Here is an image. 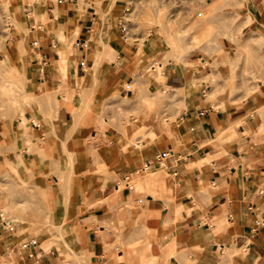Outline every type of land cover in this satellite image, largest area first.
<instances>
[{
	"label": "crops",
	"instance_id": "0c3cea01",
	"mask_svg": "<svg viewBox=\"0 0 264 264\" xmlns=\"http://www.w3.org/2000/svg\"><path fill=\"white\" fill-rule=\"evenodd\" d=\"M53 10L70 20L49 22L39 8L15 35L30 89L59 94L15 122V147L0 155L1 168L15 161V178L33 175L34 190L15 200L32 206L15 224L0 213V264H264V82L216 108L192 69L159 63L141 99L157 103L166 85L167 102L136 110L127 87L156 44L127 42L113 18ZM29 129L41 148L25 147Z\"/></svg>",
	"mask_w": 264,
	"mask_h": 264
},
{
	"label": "rangeland",
	"instance_id": "374dc122",
	"mask_svg": "<svg viewBox=\"0 0 264 264\" xmlns=\"http://www.w3.org/2000/svg\"><path fill=\"white\" fill-rule=\"evenodd\" d=\"M8 1L0 0V155L10 153L15 147V122L20 118V110L26 118L34 116V111L43 114V106L50 108L51 103L56 104L55 96L59 94L46 93L40 84H36V91L33 92L25 73L22 58L25 48L22 44L18 49L20 56L15 54V35L23 29L20 21L24 18L28 20L29 13L39 8L65 7L69 9L67 13H75L79 21L84 17L89 19L87 16L90 13H95L101 21L107 17L113 18L121 24L127 42L140 48L150 38V42L156 44L157 47L153 46L154 57L136 72L130 83L133 88L127 89L131 91L126 96L127 100L136 110L147 108L155 114L156 106L167 102L170 89L166 90V85L163 88L165 94H155L159 97L157 103L150 97L141 99L150 88L146 77L149 68L154 65V74H158L159 63L162 66L166 63L178 64L192 69L195 74L193 83L200 85L211 105L216 108L235 106L251 94L259 82H264V0H89V5L83 4V0ZM48 14L49 22L70 20L67 14L57 15L50 11ZM247 14L253 15L252 20L248 25H243ZM15 21L19 26L12 23ZM257 26L261 30L255 28ZM248 37L259 41L252 49L241 47ZM101 47L109 53L113 51L109 45L101 44ZM230 72H233L231 83L228 78ZM65 78L61 76L60 84L67 83ZM6 81H12L14 91H1ZM15 95L18 97L16 103L12 100ZM134 113L138 117V113ZM29 130V144L25 147L30 150L41 148L40 138L32 129ZM138 134L141 133L136 132L134 136ZM4 165L0 167V213L7 222L15 224V218L29 209L26 204L15 205V200H22L24 194L33 197L34 190L28 188V181L33 179V175L24 176L21 173L20 179L15 178V161L7 160ZM141 180L149 181L148 176ZM129 186L134 188V183ZM128 207L133 209V206Z\"/></svg>",
	"mask_w": 264,
	"mask_h": 264
},
{
	"label": "bare ground",
	"instance_id": "6f19581e",
	"mask_svg": "<svg viewBox=\"0 0 264 264\" xmlns=\"http://www.w3.org/2000/svg\"><path fill=\"white\" fill-rule=\"evenodd\" d=\"M5 3H9V1L8 0H5ZM82 3L83 4H88L89 3V0H83L82 1ZM90 4V3H89ZM88 4V5H89ZM87 5V6H88ZM240 5H242L241 3H240ZM243 6V5H242ZM245 7V6H244ZM50 12H52V13H54V14H56V11L55 10H53V8H51L50 7ZM236 13V12H235ZM246 13H248V12H246ZM30 16V15H29ZM236 16H238V15H236ZM245 16V15H244ZM244 16H242V19H243V17ZM252 16L253 15H251V14H247L246 15V17L244 18L245 20H243L244 21V24L243 25H248L250 22H251V20H252ZM28 17V16H27ZM26 17V18H27ZM240 20H242L241 19V17L239 18ZM28 20H29V17H28ZM254 20V19H253ZM257 20V19H256ZM238 21L239 20H237L236 22L238 23ZM12 23H14L15 25H17V26H19V23H17L16 21L15 22H12ZM235 24V23H234ZM242 25V24H241ZM236 26V25H235ZM234 27V26H233ZM233 27H230V29H232ZM236 28H237V26H236ZM235 29V28H234ZM238 29V28H237ZM236 29V30H237ZM242 29V28H241ZM235 31V30H234ZM240 31V30H239ZM234 34H235V32H233ZM76 34L77 33H75L74 34V36H76ZM238 35V34H237ZM256 35H258V34H256ZM59 38L60 39H62L64 42H67V48H68V51H69V47H70V45H71V39H69V38H67V37H65L64 35H63V33L61 32V31H59ZM253 36V35H252ZM241 37V36H240ZM256 37V36H255ZM257 37H259V36H257ZM238 38V37H237ZM256 39V38H255ZM254 39V40H255ZM260 39H262L261 37H260ZM61 40V41H62ZM253 40V38H250V37H248V38H246L245 39V41H243V43H242V45H241V47L242 48H244V49H252V48H254L257 44H258V42H255ZM263 42H264V40H263ZM262 42V43H263ZM152 50H153V48H152ZM153 53H155V51L153 50ZM1 60V59H0ZM203 61V60H202ZM203 63H204V61H203ZM55 66H56V69H58L61 73H64L65 72V69H66V63H65V60L64 59H62L61 57H59L58 58V60L56 61V63H55ZM160 69V68H159ZM159 72H158V75H160L161 76V69L160 70H158ZM177 76V75H176ZM158 78V77H157ZM161 78V77H160ZM228 78H230V83H231V81L233 80V72H230L229 73V76H228ZM16 85V84H15ZM21 89H22V87H20ZM133 88V86L131 87V85L129 84L128 85V89L129 90H131ZM256 88V87H255ZM1 91L2 92H12V91H14V89H13V83H12V81H6V83H4V85H2L1 86ZM16 91V90H15ZM22 91V90H21ZM20 91V92H21ZM22 94V93H21ZM24 97V96H23ZM15 99H13L12 98V100L16 103V101H18L17 99H18V97H16V95H15V97H14ZM50 99V98H49ZM29 102H31V101H29ZM34 104V103H33ZM40 104V103H39ZM46 105V104H45ZM33 108V107H32ZM19 116H20V120L22 121V122H25L26 120H27V118H26V116L24 115V113H23V111L22 110H20V113H19ZM18 116V117H19ZM157 117H158V115H157ZM32 119V118H31ZM33 121V120H32ZM149 122V121H148ZM37 124V123H36ZM148 125V124H147ZM156 125V123H154V127H157V126H155ZM150 127V126H149ZM152 127V126H151ZM134 132V131H133ZM86 140V139H85ZM90 149V148H89ZM94 149H92L91 151H93ZM91 151H89V152H91ZM78 153V152H77ZM94 153H96V152H94ZM94 153H92V155L94 154ZM66 154V153H65ZM82 154V153H81ZM94 155H96V154H94ZM67 156V155H66ZM99 155H97V156H95V157H98ZM74 157V156H73ZM94 157V156H93ZM92 157V158H93ZM95 159H97V158H95ZM76 160V159H75ZM74 160V161H75ZM92 162H93V160H92ZM68 184V183H67ZM64 186V185H63ZM63 189H65L64 187H63ZM64 191H66V190H64ZM116 194H118V193H116ZM116 197H117V195H115ZM118 198V197H117ZM117 198H115L114 197V199H117ZM109 200V199H108ZM109 202V201H108ZM108 202H107V206H108ZM114 202V201H113ZM35 205V204H34ZM38 206H40L39 204H37ZM30 207V209L32 208V206H29ZM40 209V208H39ZM28 211V210H27ZM33 211H35V210H33ZM25 212H26V209H25ZM30 212V211H29ZM45 212V211H44ZM35 212H33V214H34ZM38 214H39V212H38ZM28 215H31V214H28ZM44 215V214H43ZM33 217V216H32ZM36 217V216H35ZM37 218V217H36ZM90 247V246H89ZM88 251V250H87ZM58 256V255H57Z\"/></svg>",
	"mask_w": 264,
	"mask_h": 264
}]
</instances>
